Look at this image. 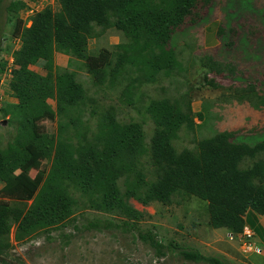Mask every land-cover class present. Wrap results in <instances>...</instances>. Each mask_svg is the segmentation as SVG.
Returning <instances> with one entry per match:
<instances>
[{
  "label": "trees",
  "instance_id": "16d2710c",
  "mask_svg": "<svg viewBox=\"0 0 264 264\" xmlns=\"http://www.w3.org/2000/svg\"><path fill=\"white\" fill-rule=\"evenodd\" d=\"M55 1L57 11L35 13L29 27L17 21L12 32L20 46L12 52L16 68L8 96L17 102L0 109L5 126L0 129V197L13 203L0 202V258L11 249L13 230V240L23 242L82 209L101 215L86 228L134 230L159 258L226 264L162 245L151 232L137 229L144 214L130 203L168 205L174 197H194L206 203L210 227L231 236L243 233L248 213L264 216V137L247 142L238 130L197 140L189 94L179 91L175 80L200 64L216 75L234 74L232 64L194 56L176 44L177 36L201 20V9L209 11L217 0ZM25 8L13 2L8 11L16 18ZM110 29L126 42L101 64L91 63L89 40ZM225 34L230 48L237 30L225 33L219 26L216 37ZM55 54L68 58L66 67L54 63ZM38 64L44 76L30 69ZM118 86L120 103L141 104L137 117L102 105L93 91ZM246 88L244 96L255 95L253 85ZM49 100L55 110L48 108ZM43 121H55L53 133L41 128ZM42 166H48L45 174Z\"/></svg>",
  "mask_w": 264,
  "mask_h": 264
},
{
  "label": "rangeland",
  "instance_id": "374dc122",
  "mask_svg": "<svg viewBox=\"0 0 264 264\" xmlns=\"http://www.w3.org/2000/svg\"><path fill=\"white\" fill-rule=\"evenodd\" d=\"M13 2H22L26 8L29 5H36L34 13L45 8L53 11L59 9L55 0H0V66L3 68L0 70V82H2L0 105L2 108L9 103L17 102L7 96L8 83L12 78L10 71L16 68L9 65L11 54L18 47L13 40L17 37L12 34L13 28L17 21H20L23 27L29 23L26 8L21 10L16 18L12 17L8 6ZM200 18L196 26L186 30L184 35L177 36L176 44L194 56L209 55L223 64H232L235 72L233 75L228 73L216 75L200 64L188 68L184 78L180 76L179 79H175L179 91H187L189 94L196 139L210 138L223 131L238 130L245 132L243 140L247 142L263 138L264 106L260 105L258 100H264V0H217L209 11L206 8L201 9ZM188 26L192 25L184 28ZM219 26L225 30V33L230 28L237 30V37L230 48L225 46V43L229 42V34L221 38L216 37ZM125 42L124 35L115 29L107 30L101 37L89 40L88 54L91 63L101 64L103 59L113 52L116 45ZM64 62V57H54L56 65L62 67ZM30 69L39 75L46 74L41 64ZM79 73L84 80L88 79L84 70H80ZM209 82H214L217 87H212ZM170 83L168 81L166 86L171 89L173 86ZM249 84L254 86L255 95L244 96L242 91L247 90L246 86ZM121 89L122 86H118L105 90L94 88L93 91L102 105H113L122 114L137 117L136 110L141 108V104L136 102L134 106H128L120 103ZM145 89L146 87H143L141 90ZM140 97L144 99L145 95L141 94ZM47 105L50 110H55L53 100H49ZM198 113L202 116L201 120L197 117ZM40 124L47 133L54 132L55 121H43ZM1 128L5 126L2 125L0 114ZM40 171L45 174L48 166H42ZM23 177L27 180L32 178L25 174ZM1 201L13 203L0 197ZM130 203L144 214L137 223V229L151 232L164 246L171 244L195 250L226 264H264V257L255 249L244 251L240 235L231 236L224 229H212L209 225L206 203L197 198L174 197L168 205L152 203L142 206L134 201ZM97 217L101 215L81 209L61 226L51 231L40 232L31 239L19 243L13 240V230L10 237L11 249L0 258V264L3 262L6 264H194L185 262L176 255L157 257L148 245L137 238V232L134 230L111 229L101 232L86 228V223ZM247 224L251 228L258 229L257 225H253L250 221H247ZM259 236L263 237L261 233Z\"/></svg>",
  "mask_w": 264,
  "mask_h": 264
},
{
  "label": "crops",
  "instance_id": "0c3cea01",
  "mask_svg": "<svg viewBox=\"0 0 264 264\" xmlns=\"http://www.w3.org/2000/svg\"><path fill=\"white\" fill-rule=\"evenodd\" d=\"M58 56L65 58L64 65H62V67H66L68 63L67 57L60 55V54H55V57H58ZM245 221H246L245 226L247 230L251 232L252 234V238L250 239V242L252 240L253 246L260 250V253L258 254L264 257V252H262L264 249V216L255 215L253 213H248L245 217ZM247 221H250L253 225H257L258 229L251 228L250 226H248ZM259 233H261L263 237L259 236Z\"/></svg>",
  "mask_w": 264,
  "mask_h": 264
},
{
  "label": "built area",
  "instance_id": "2783aa9c",
  "mask_svg": "<svg viewBox=\"0 0 264 264\" xmlns=\"http://www.w3.org/2000/svg\"><path fill=\"white\" fill-rule=\"evenodd\" d=\"M36 10V5H29L27 6L26 8V13L28 14V21L30 20V18L36 13H34V11ZM18 45L20 44L19 40L15 39L14 40ZM10 67L11 66H14V60L12 58V55H11V64H9ZM12 70L10 71V74H11ZM0 84H2V82H0ZM0 108H1V105H0ZM252 238V234L251 232H249L246 228L244 229V232L241 236V241L242 242V247L244 248V251H251L252 249H255L256 251H258V249L254 248L253 245L251 244L250 242V239Z\"/></svg>",
  "mask_w": 264,
  "mask_h": 264
},
{
  "label": "clouds",
  "instance_id": "9594fccd",
  "mask_svg": "<svg viewBox=\"0 0 264 264\" xmlns=\"http://www.w3.org/2000/svg\"><path fill=\"white\" fill-rule=\"evenodd\" d=\"M38 12H39V11H38ZM33 16H34V15H33ZM30 19H31V18H30ZM28 24H29V25H28ZM28 24H27V26H26V25H25V26H26V27H29V26L31 25V20H29V23H28ZM15 39L19 40V38H14L13 40H15ZM19 42H20V41H19ZM19 46H20V44L18 45V47H17L16 49H18ZM16 49H15V50H16ZM15 50H14V51H15ZM11 55H12V54H11ZM65 57H66V56H65ZM12 58H13V57H12ZM67 59H68V58H67ZM14 67H15V65H14ZM12 70H13V69H12ZM11 74H12V72H11ZM8 85H9V83H8ZM8 87H9V86H8ZM8 89H9V88H8ZM7 94H8V91H7ZM7 96H8V95H7ZM8 97H9V96H8ZM1 108H2V107H1ZM1 108H0V109H1ZM245 228H246V227H245ZM245 228H244V229H245ZM246 229H247V228H246ZM243 232H244V231H243ZM242 234H243V233H242ZM242 234H240V236H242ZM228 235H229V234H228ZM251 244H252V243H251ZM252 245H253V244H252ZM253 247H254V246H253ZM256 249H257V248H256ZM258 253H260V250H259V249H258Z\"/></svg>",
  "mask_w": 264,
  "mask_h": 264
}]
</instances>
